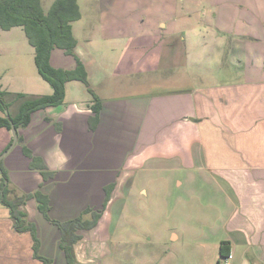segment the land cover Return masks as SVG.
Masks as SVG:
<instances>
[{
    "label": "crops",
    "instance_id": "1",
    "mask_svg": "<svg viewBox=\"0 0 264 264\" xmlns=\"http://www.w3.org/2000/svg\"><path fill=\"white\" fill-rule=\"evenodd\" d=\"M215 5L222 8L224 3ZM233 5L234 10L222 8L220 24L231 33L238 54L235 70L222 77L224 65L214 71L210 63L202 66L193 57L190 65L186 36L177 31L175 16L158 13L145 31L134 30L123 11L103 12L102 39L115 43L111 47L121 49V56L94 90L102 100L98 119L92 99L72 104L65 99L60 107L34 112L31 124L18 129L23 143L44 159L54 177L45 180L39 169H31L23 143H16L1 160L11 188L19 194L41 189L50 197V217L62 222L80 215L89 219L88 208L102 211L73 245L78 264H113L111 257L116 264L124 258L125 252L111 248L112 229L121 237L117 243L127 241L125 237L135 242V233L125 235L124 225L134 222L141 209L130 208L125 200L134 185L148 194L153 181L165 189L171 183L178 188L209 183L225 201L220 246L228 242L232 264H264V68L242 60L248 56L242 44L263 39L264 26L249 7ZM122 40L124 45L117 44ZM51 62L66 69L76 65L73 56L58 49ZM6 136L1 154L13 141ZM108 190L111 198L104 207ZM21 208L37 225L40 253L52 264H70L58 224L44 217L34 198ZM10 215L0 203V264H42L33 254L31 234L16 231ZM179 238L170 230L168 239Z\"/></svg>",
    "mask_w": 264,
    "mask_h": 264
},
{
    "label": "rangeland",
    "instance_id": "2",
    "mask_svg": "<svg viewBox=\"0 0 264 264\" xmlns=\"http://www.w3.org/2000/svg\"><path fill=\"white\" fill-rule=\"evenodd\" d=\"M79 1L82 17L73 24L74 36L78 39L77 52L85 62L88 81L94 90L101 88V76L110 73L109 70L113 71L114 62L121 56V49L111 47L115 43L110 44L102 39L104 34L101 32L100 20L103 12L123 11L129 15L128 21L132 22L134 30L140 28L145 31L158 13L167 17L175 16L177 31L186 36L190 65L191 57L204 64L202 66L210 63L214 71L219 65H224V71L219 73L221 77L227 74L226 70L234 69L233 58L238 54L237 51L234 54L231 33L225 31V26L220 24L224 7L233 9L235 3L239 8L241 3L249 7L255 14L256 18L253 19L261 21L264 26V10L260 0ZM42 2L47 10L53 0ZM215 3H224L223 10ZM222 32L224 35H221ZM263 39L242 44L245 45V50H242L248 52V56L242 60L247 61L248 66L264 68ZM120 43L124 45L125 40L117 42ZM229 51L231 54L227 57ZM34 52L35 48L26 37L23 27L8 30L0 28V90L11 94L25 93L29 97L51 94V85L37 71ZM5 98L8 101L13 99L11 95H6ZM65 99L72 104L81 100H93V94L83 81L73 80L67 83ZM18 106V102L10 106L12 114H16ZM0 115L5 114L0 110ZM6 134L13 137L10 129L0 127V152L4 142H7ZM1 178L0 169V195ZM157 185L158 182H150L147 186L148 194H140L136 185L130 190L125 203L130 208L133 205L139 207L141 212L134 218V222L124 225L128 229L125 235H129L130 230L135 233V242L131 243L125 237L127 241L117 243L121 237L117 229H112L111 248L113 251L126 253L116 264H218L221 257L220 239L224 236L221 221L226 216V207L223 206L225 201L221 195L209 183L204 184L202 181L186 184L182 188L173 183L167 189L156 188ZM128 213L132 214L133 211L130 209ZM172 229L180 235L179 240L168 239ZM130 253H134L136 258H130ZM141 255H145L146 260L142 261ZM109 262L114 264L113 257Z\"/></svg>",
    "mask_w": 264,
    "mask_h": 264
},
{
    "label": "trees",
    "instance_id": "3",
    "mask_svg": "<svg viewBox=\"0 0 264 264\" xmlns=\"http://www.w3.org/2000/svg\"><path fill=\"white\" fill-rule=\"evenodd\" d=\"M82 16L77 0H54L46 10L42 0H0V28L8 30L12 27L21 26L31 45L35 48L34 60L38 73L52 86L51 94H41L29 97L25 93L11 94L8 91L0 90V110L5 115H0V127L11 130L14 123L17 129L26 127L32 122L34 112L63 104L66 96L67 83L73 80H81L93 94V111L95 119H98L101 98L93 91L88 81L87 68L83 60L77 55V39L74 36L73 22ZM55 49H62L67 55L73 56L76 65L72 69L56 67L51 62V55ZM11 95L12 101L5 96ZM18 102L16 114H12L10 106ZM58 125V124H57ZM20 143L25 141L19 134ZM13 142V141H12ZM11 144V143H10ZM9 145L6 147V149ZM24 152L31 157V169H39L45 180L54 177V172L49 171L44 159L34 155L33 151L26 144L22 145ZM1 195L0 203L8 206L11 212V219L16 231L29 232L33 238L34 256L42 260V264H52L53 260L40 253V238L36 223L28 219V212L21 208L28 200L34 198L37 201L39 210L44 217L55 222L62 230L60 244L65 251L66 258L70 264H78L74 256L73 245L82 238V231L91 229L102 216V211L88 208L85 213H92L89 219L78 216L68 221H60L50 217L49 196L41 189L33 193L19 194L9 185V174L0 161ZM111 198V191L108 190L104 200V207ZM228 242L222 241L220 246V264L223 257L230 255Z\"/></svg>",
    "mask_w": 264,
    "mask_h": 264
},
{
    "label": "water",
    "instance_id": "4",
    "mask_svg": "<svg viewBox=\"0 0 264 264\" xmlns=\"http://www.w3.org/2000/svg\"><path fill=\"white\" fill-rule=\"evenodd\" d=\"M11 131L13 134V142H11V144L9 145L8 149H6L2 155L0 156V161L3 159V157L5 156V154L12 149V147L18 142L19 140V133H18V129L15 127L14 123L11 124Z\"/></svg>",
    "mask_w": 264,
    "mask_h": 264
},
{
    "label": "built area",
    "instance_id": "5",
    "mask_svg": "<svg viewBox=\"0 0 264 264\" xmlns=\"http://www.w3.org/2000/svg\"><path fill=\"white\" fill-rule=\"evenodd\" d=\"M233 257H234V255L232 253L228 257H223L220 264H232Z\"/></svg>",
    "mask_w": 264,
    "mask_h": 264
}]
</instances>
